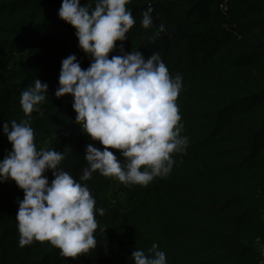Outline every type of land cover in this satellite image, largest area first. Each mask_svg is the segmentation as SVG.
Wrapping results in <instances>:
<instances>
[{"label":"trees","instance_id":"trees-1","mask_svg":"<svg viewBox=\"0 0 264 264\" xmlns=\"http://www.w3.org/2000/svg\"><path fill=\"white\" fill-rule=\"evenodd\" d=\"M90 0H81V6ZM62 0H0V160L12 146L3 124L29 120L37 150L73 151L61 167L75 178L91 143L75 124L73 98L57 99L61 61L90 58L75 29L58 17ZM94 6V5H93ZM135 24L125 52L158 51L182 76L177 106L188 145L166 177L147 186L94 174L88 186L105 209L97 248L77 259L48 242L19 246L16 215L24 193L0 183V264H134L153 243L167 264H259L264 245V0H132ZM153 8V27L141 25ZM163 24L164 32H159ZM117 49L109 54L119 55ZM36 79L49 86L41 113L26 117L21 92ZM96 147L103 146L96 142ZM123 160L120 153L109 149ZM49 182L51 172L45 173ZM100 228H106L105 232Z\"/></svg>","mask_w":264,"mask_h":264},{"label":"clouds","instance_id":"clouds-1","mask_svg":"<svg viewBox=\"0 0 264 264\" xmlns=\"http://www.w3.org/2000/svg\"><path fill=\"white\" fill-rule=\"evenodd\" d=\"M131 2L90 0L81 6V0H62L58 10V17L75 29L79 49L91 60L83 69L75 54L64 58L54 93L57 99L73 98L75 124L91 141L78 179L61 167L71 148L37 150L29 120H13L11 127L3 124L12 149L0 160V183L14 181L24 193L17 201L20 247L38 241L50 243L68 259L90 254L98 245L96 217L105 214L87 183L94 174L126 186H147L154 178L169 175L173 155L187 148L176 103L182 76L169 73L158 51L147 59L140 51H124L123 43L135 24L126 7ZM152 12L148 7L142 13L145 29L153 27ZM164 31L161 24L157 35ZM118 41L120 54L109 58ZM48 91V84L35 78L34 85L21 92L26 117L41 113ZM109 149L119 152L123 160ZM47 172L52 174L51 182ZM131 258L134 264H167L165 252L155 243L147 253L135 249Z\"/></svg>","mask_w":264,"mask_h":264},{"label":"built area","instance_id":"built-area-1","mask_svg":"<svg viewBox=\"0 0 264 264\" xmlns=\"http://www.w3.org/2000/svg\"><path fill=\"white\" fill-rule=\"evenodd\" d=\"M262 259L259 264H264V245L260 247Z\"/></svg>","mask_w":264,"mask_h":264}]
</instances>
